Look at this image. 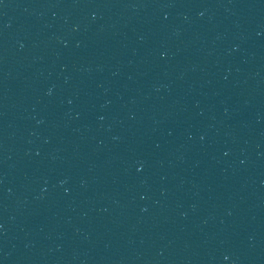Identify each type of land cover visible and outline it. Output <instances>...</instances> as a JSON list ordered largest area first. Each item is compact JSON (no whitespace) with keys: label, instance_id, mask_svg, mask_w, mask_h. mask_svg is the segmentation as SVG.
Instances as JSON below:
<instances>
[{"label":"water","instance_id":"water-1","mask_svg":"<svg viewBox=\"0 0 264 264\" xmlns=\"http://www.w3.org/2000/svg\"><path fill=\"white\" fill-rule=\"evenodd\" d=\"M0 264H264V0H0Z\"/></svg>","mask_w":264,"mask_h":264}]
</instances>
